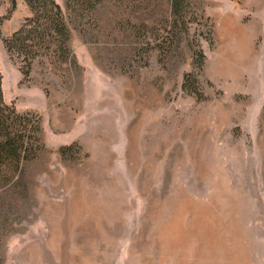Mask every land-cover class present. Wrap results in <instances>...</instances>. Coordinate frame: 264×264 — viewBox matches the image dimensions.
<instances>
[{
  "label": "rangeland",
  "instance_id": "374dc122",
  "mask_svg": "<svg viewBox=\"0 0 264 264\" xmlns=\"http://www.w3.org/2000/svg\"><path fill=\"white\" fill-rule=\"evenodd\" d=\"M57 1L71 56L26 79L4 41L32 13L0 0L5 101L42 128L0 188V264H264V0H188L177 30L169 0Z\"/></svg>",
  "mask_w": 264,
  "mask_h": 264
},
{
  "label": "trees",
  "instance_id": "16d2710c",
  "mask_svg": "<svg viewBox=\"0 0 264 264\" xmlns=\"http://www.w3.org/2000/svg\"><path fill=\"white\" fill-rule=\"evenodd\" d=\"M106 1L116 0H67V6L82 17L86 13L97 11ZM26 2L32 16L26 18L21 28L5 39L4 43L10 58L21 59L24 63L21 70L27 79L31 75L33 62L43 53L52 52L64 61L69 60L72 31L57 0ZM169 6L167 23L173 25L176 30L181 26L186 28L188 0H169ZM142 27L147 29L149 25L143 21ZM205 59L202 52L198 54L196 61L200 67H203ZM182 87L188 93L203 98L196 74L187 73ZM41 132V120L36 114L20 111L5 101L3 74L0 69V188L18 184L16 178L22 174L24 164L37 156ZM72 148L65 147L62 151L66 153Z\"/></svg>",
  "mask_w": 264,
  "mask_h": 264
}]
</instances>
